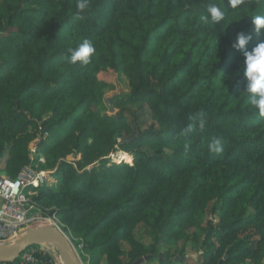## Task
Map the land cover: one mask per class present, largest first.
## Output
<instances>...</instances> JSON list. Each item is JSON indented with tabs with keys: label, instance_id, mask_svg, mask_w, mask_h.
I'll list each match as a JSON object with an SVG mask.
<instances>
[{
	"label": "trees",
	"instance_id": "1",
	"mask_svg": "<svg viewBox=\"0 0 264 264\" xmlns=\"http://www.w3.org/2000/svg\"><path fill=\"white\" fill-rule=\"evenodd\" d=\"M76 2L0 0V175L28 164L50 171L57 186L27 188L29 204L57 220L88 264L145 255L140 264H180L170 249L195 251L191 264H264V117L243 91L234 46L240 34L251 36L247 49L264 40L250 17L264 4L89 0L77 17ZM209 3L224 7V21L200 19ZM85 39L96 48L91 62L69 63ZM107 72L129 82L110 115L100 110ZM213 137L220 154L208 151ZM116 151L132 163L111 161ZM47 258L40 251L34 264Z\"/></svg>",
	"mask_w": 264,
	"mask_h": 264
},
{
	"label": "clouds",
	"instance_id": "2",
	"mask_svg": "<svg viewBox=\"0 0 264 264\" xmlns=\"http://www.w3.org/2000/svg\"><path fill=\"white\" fill-rule=\"evenodd\" d=\"M247 2L252 3L253 0H247ZM245 3L246 0H227L226 2L227 6L231 9H237L238 6L244 5ZM259 3L264 4V0H259ZM90 7L91 5L89 3V0H77L75 5L76 16L80 17V14L87 12ZM225 17L226 11L224 7L216 3H209L207 5L206 14L201 15L200 19L205 23L209 21H211V23H214L224 21ZM250 17L252 18V22L257 33H259L261 29H264V14H257ZM250 40V35L246 36L244 34H240L238 36V41L234 46L243 50V74L246 79V85L243 91L248 94V102L251 107L258 111L260 117H264V40L259 41L251 49H247L245 46ZM68 51L70 53V55L67 57L69 63L76 64L77 62H79L81 65H88L96 53V48L89 40L85 39L78 47L70 48ZM200 117L201 118L198 120V127L202 131L205 129L207 124V114L201 112ZM189 147V145H185L186 149H188ZM208 151L217 154L222 153L224 151L222 139L213 137L208 143ZM48 172L50 176V171ZM59 229H61L60 226ZM36 248L42 247L38 245V247ZM42 250L46 252L43 248Z\"/></svg>",
	"mask_w": 264,
	"mask_h": 264
},
{
	"label": "built area",
	"instance_id": "3",
	"mask_svg": "<svg viewBox=\"0 0 264 264\" xmlns=\"http://www.w3.org/2000/svg\"><path fill=\"white\" fill-rule=\"evenodd\" d=\"M48 176V171L37 170L30 164L24 165L15 178L0 176V242L17 237L31 226L52 224L59 228L56 219L45 217L29 204L28 194H32V191H26L29 187L45 184ZM40 251H43L42 248L36 247L23 251L17 264H34ZM48 254L49 258L44 264H57L51 253ZM0 264L6 263L0 261Z\"/></svg>",
	"mask_w": 264,
	"mask_h": 264
},
{
	"label": "water",
	"instance_id": "4",
	"mask_svg": "<svg viewBox=\"0 0 264 264\" xmlns=\"http://www.w3.org/2000/svg\"><path fill=\"white\" fill-rule=\"evenodd\" d=\"M108 106L111 112L113 107L110 104ZM34 245L44 246L47 250H50L48 247L53 249L57 253L61 264H83L71 239L65 232L52 224L29 228L10 241L0 242V261L16 264L19 255ZM148 257L149 255H145L136 260L134 264H140Z\"/></svg>",
	"mask_w": 264,
	"mask_h": 264
},
{
	"label": "rangeland",
	"instance_id": "5",
	"mask_svg": "<svg viewBox=\"0 0 264 264\" xmlns=\"http://www.w3.org/2000/svg\"><path fill=\"white\" fill-rule=\"evenodd\" d=\"M99 77L103 81H105L107 83L106 89H104L102 91V99H103V103L105 102L104 103L105 105L106 104H107V106L109 104L111 105L112 101H110V100L116 94H120V95L124 96V95H126L128 93V91H129V82H128V79L125 76H123L121 74H118V73L107 72V73L100 74ZM104 104H103V106H104ZM103 106H102V109L100 108V110H102L104 114L110 115V114H113V113L116 112V109L115 108H113V110L110 112L109 108H108V110H106V107H103ZM46 133L47 132L44 131V134L42 136V139H44L46 142L54 143L55 142V136L48 137L49 136L48 135L49 133H47V134ZM62 133H63V130H61V133L57 137L59 138L62 135ZM40 138L41 137L35 138L29 144V149L31 151V156H33V154H34V152L36 150L35 149L36 143L39 141ZM109 157H110V160L113 161V162H115V163H118L120 161H125V162H131L132 163V161H130V160L129 161L123 160V156H122V154H121L120 151H116V152L112 153ZM78 158H79V155H77L76 158L71 157L70 155L67 157V159L68 160H71V161L77 160ZM40 161L41 162H44V158L43 157H40ZM48 180H50L49 181V184L51 186H53V187H56L57 186V183H54L55 181L52 180V178L50 176H48ZM0 203H1V199H0ZM140 231L141 232H137V235H138L137 238L138 239H141L145 245L151 244L152 241H153L151 235L150 234H145L142 230H140ZM72 243H73V245L75 247V250H76L77 254L80 256L81 261L83 262V264H88L87 263V260L84 258V256H86V253L83 250V248L81 247V245H77L73 241H72ZM41 247L46 252L51 253V256L53 258H55V260L57 261V264H61V261H60L58 255H57V253L54 252L53 249H51L50 247H48L50 250H47V249H45L44 246H41ZM49 251H51V252H49ZM187 252H188V254L186 253V254L181 255L179 249H170V251H169L170 254H174L175 260H179V263L180 264H184L185 262L187 264H191L192 262L193 263L196 262V258H197L196 252L195 251L194 252L193 251L191 252L190 249H188ZM81 255H82V257H81ZM183 256H187L186 260L185 261L183 260L184 262L181 261L182 259H184ZM188 256L193 257V260L194 261H192L191 260V257H188ZM101 264H105V262L102 261ZM148 264H160V263L156 259H151V260L148 261Z\"/></svg>",
	"mask_w": 264,
	"mask_h": 264
},
{
	"label": "bare ground",
	"instance_id": "6",
	"mask_svg": "<svg viewBox=\"0 0 264 264\" xmlns=\"http://www.w3.org/2000/svg\"><path fill=\"white\" fill-rule=\"evenodd\" d=\"M128 155V154H127ZM0 176H5V175H0ZM44 226V225H43Z\"/></svg>",
	"mask_w": 264,
	"mask_h": 264
}]
</instances>
